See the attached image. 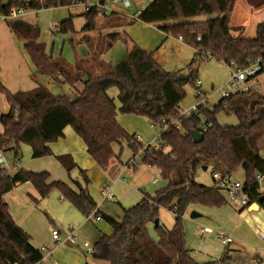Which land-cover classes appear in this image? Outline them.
Returning a JSON list of instances; mask_svg holds the SVG:
<instances>
[{
  "label": "trees",
  "instance_id": "trees-1",
  "mask_svg": "<svg viewBox=\"0 0 264 264\" xmlns=\"http://www.w3.org/2000/svg\"><path fill=\"white\" fill-rule=\"evenodd\" d=\"M234 1L150 0L139 9L136 19L155 24L167 34L180 35L182 42L193 49L186 73L164 70L151 53L136 45L125 32L101 35L106 40L104 46V42L94 46L86 34L76 39L73 15L59 21L54 28L55 32L71 34L69 41L74 51L76 44H87L89 55L75 57L73 65L46 51L45 45L37 41L39 28L35 24L22 19L6 23L12 36L24 42L33 74L67 83L74 97L54 94L44 85L11 92L0 84V93L8 105L7 112L0 114V151L16 152L22 142L30 146L32 158L53 155L48 143L61 138L63 128L70 126L95 165L105 171L120 154L113 151L112 144L126 141L132 157L141 148V143L134 141L133 135L118 123L117 112L144 116L151 123L177 118L181 125L160 132L159 148L143 149L142 162L158 169L164 185L122 207L119 220L97 208L88 191L90 179L70 154L55 155V159L68 176L76 170L77 177L71 178L75 188L60 179L49 180L46 170L19 168L9 174L0 166V264H38L42 258V253L30 243L29 234L12 220L3 200L4 193L24 182H30L41 198L56 190L83 215L91 212L100 215L112 233L102 234L94 242L92 254L107 264H209L198 263L190 255L182 218L191 204L218 207L226 200L213 183L208 186L197 182L196 171L203 165H212V172L221 173H232L240 167L245 183L250 185V197L257 201L259 197L252 184L257 175L264 174V94L255 90L237 92L225 99L221 97L211 109L200 104L195 113L179 115L184 87L197 86V67L201 61L214 58L225 65L234 61L243 68L259 59L261 68L257 74L264 71V21L256 24L253 37L232 35V31L238 30L228 24ZM85 2L68 0L69 4H84L81 32H99L131 22L120 12H100L98 4ZM246 2L254 8L264 5V0ZM61 4L62 0H44L32 7L42 9ZM200 15L206 18L193 19ZM116 40L124 43L125 54L114 66H109L100 59V54ZM112 87L117 90L118 107L107 94ZM220 111L234 115L239 123L219 124L216 114ZM202 124H208L204 130H200ZM191 130L202 133L200 142L192 141ZM160 207L171 211L174 223L169 229L159 223L154 226L157 232L154 239L147 226L158 217ZM224 258L219 261L224 262Z\"/></svg>",
  "mask_w": 264,
  "mask_h": 264
},
{
  "label": "rangeland",
  "instance_id": "rangeland-1",
  "mask_svg": "<svg viewBox=\"0 0 264 264\" xmlns=\"http://www.w3.org/2000/svg\"><path fill=\"white\" fill-rule=\"evenodd\" d=\"M95 1L97 0H86L85 4L93 3ZM139 1L142 3L141 5L144 6L150 0H139ZM133 5L129 8H123L118 4L116 7H120V10L123 13H125L128 11L129 12L135 11L136 7H134ZM83 11H84L83 3L65 5L64 0H62V4L60 6L42 8L38 10L37 14H28L27 16H24L22 20H25L27 22H30L38 26L39 36L37 41L42 42L48 51L49 50L52 51L50 53L52 57L61 56L65 60V62H67L69 65H73L75 61V57H79L77 55L78 54L77 49H78V44L80 43L74 46L75 47L74 48L75 51H74L71 42L69 41L71 34H62L59 32H55L54 30L55 25H57L59 21L68 18L69 15H73V24L76 30V32L74 33V37L76 39L81 38L86 34V35H91V39L93 42V38H98L101 35H103L102 34L103 32H105V28L101 29L99 32L98 31L81 32V26L84 24V19L82 16ZM255 15L264 18V7L258 10ZM205 18H206L205 15H200L194 17L193 19L202 20ZM169 35L170 37L163 43V45L161 44V46H159L158 50H156L157 51L156 54L161 53L163 50H166L163 52L162 54L163 56L161 57V61H160L162 64V68L169 72H175L181 69L180 73H186V69L184 67L191 58L192 55L191 47L184 42L178 45L176 36L172 34ZM16 42L20 46V50L22 54H24L25 59L27 60L29 65L32 66L23 49L24 42L21 40H16ZM81 43L87 48V50H89L85 42H81ZM122 44L124 43L122 42ZM110 57L112 58V55H110ZM72 58H73L72 60L73 62L70 61ZM119 60H116V63ZM230 77H231L230 69L224 63L214 58H209L206 61L204 60L201 61L197 67V80H199L200 84H197L196 87H192L189 85H186L184 87L185 97L180 102L179 107L187 108L192 103L199 102L204 97L206 98L207 102L206 105H202V107L207 106L208 108L211 109L213 105H215L218 102V100L221 98V88L222 89L227 88L228 86L227 82L230 79ZM35 80H37L38 85H44L48 87L54 94H64L69 96L70 98L74 97V93L71 87L65 82L50 81L44 75H36ZM251 82L254 84L257 83L258 87H256V89L258 90V92L264 94V71L257 74L256 77L252 78ZM197 89L202 91V95H200L199 97H196ZM112 92L115 93V89L111 88L109 90V94L112 95L113 94ZM115 102L118 105V101L116 98H115ZM4 106H6L5 103L2 100H0V109L3 108ZM116 115L118 117L117 120L122 125V127H124L127 130L130 129L136 130L138 131L140 136L142 135L141 148L138 150V152L135 153L134 156V160L136 161V164L123 168L125 162L128 159L124 161H120L119 164L121 170L117 174H115L112 178L109 179H105L103 177L102 178L96 177V175L93 174L92 181L94 183H93V188L91 189H93L94 196L98 198V202L102 207L101 209H104V212H106L108 215H112L116 219H120L122 216V206H127L126 204L127 199L129 198L128 200L130 201H128V205H130L134 203L138 198H140V196H138V189H141L142 191L147 192L148 194H152L156 189L164 185V181L160 178L158 169L156 167L150 166L147 163L142 162L140 158L141 154L143 153L142 144H147V143L154 144L156 142V136L160 132V127L159 126L153 127L151 125V122L148 121V119H146L144 116L121 114L118 112ZM216 120L221 125L236 126L239 123L238 119L234 115L225 114L223 111H220L216 114ZM18 151H19V155H21L19 157L20 164L18 167H15L12 164V162H10L12 152H8V151L4 152V155L8 160V162L6 163V167L8 168V170L9 169L17 170L21 167L23 169L30 168L33 170L45 169L49 172L50 179H62L63 181L68 182L71 181V178H74L75 173L71 174V176H68L66 171H64L63 169L61 170L59 169V164L52 155L45 156L43 159H39L45 161L51 159L52 160L51 165L48 163L39 164L40 161L38 160L36 161L35 166H33L32 164L29 165L26 164L27 161H33L38 159L31 157L30 146L26 143L21 142L19 143ZM127 151H129V149L124 147V149L122 150L123 157H127L129 155ZM212 169H213L212 165H209L205 170H202L201 168L198 169L195 174V180L204 185L211 186L213 183L211 176ZM232 176L236 179L243 180L244 174L242 168L238 167L236 170H234L232 172ZM75 177H77V173ZM152 178H156V180L152 181ZM112 179H114V183L120 181L121 183L125 184V186L128 188L126 189V193L128 194V196L123 195L121 198L122 203L125 204H122L119 201H115L114 198L102 197L100 192V187L110 182ZM220 193L226 200L225 204L218 207L191 204L185 211L182 218V224L185 232L186 246L190 250L191 256L198 263L209 261V259L213 260L216 258H221V256L225 255V253H229V251H231L230 250L231 247L237 244V242H234L229 244L227 247H224L216 237L218 229L224 232L226 231L230 232L231 235L234 236L233 237L234 240L236 237H242L244 234L245 235L249 234V232L245 229V227L240 224V220L238 219L239 217L238 212L241 211H239V207L237 206V204L229 202L226 199V194L223 191H220ZM59 195L60 194L58 193V191L52 190L44 198H41L39 196L38 199H36L27 196L28 201L31 202L33 205V209H31L30 211L31 213L28 215V220H27L28 229L30 230V232L31 231L39 232L38 235L31 234L29 232L31 234L29 236L32 244L36 246L41 245V243L39 242L40 240H36V241L32 240L33 237L32 235H36V238L39 237L44 238L45 229L48 228L50 225L57 226L62 231V233H64L65 230L68 229L69 224L74 225L73 223H69L70 221L73 220L72 219L68 220L69 218H67V216L64 215L65 212L64 205L69 206L70 210L75 211L77 209L72 204H70L69 201H67L66 199L65 201L64 200L60 201ZM16 205H17L16 210H13L14 208L12 204L10 205V209L13 210L14 212H19L20 214L23 215V212H26L28 210V208L25 210V205H22L20 203H16ZM191 211L198 212L200 216L191 218L190 217ZM77 212L80 211L77 210ZM244 212H250V210ZM64 218L67 219L66 224L68 223V225H66V229L65 227L64 228L60 227L59 224L57 223L60 220L62 221V219ZM157 218H158V223L168 229L174 223L173 214L171 213V211H169L164 207L159 208ZM83 220H85V215H83ZM100 222L102 224L108 225L107 222L104 221L103 219ZM242 226L243 228L241 229ZM203 227L210 228L211 232L208 233L200 230V228ZM237 228L239 230H236ZM147 230L152 238L154 239L157 238V232L154 228L153 223L148 224ZM80 239L87 240L90 244L94 242L93 235L92 236L87 235L85 237H81L77 240V242L80 243ZM65 246L71 249L75 248L80 252V254L83 255L79 247H75L67 244ZM84 254L90 259L89 264H107L104 261L91 257V255L88 253H84Z\"/></svg>",
  "mask_w": 264,
  "mask_h": 264
},
{
  "label": "crops",
  "instance_id": "crops-1",
  "mask_svg": "<svg viewBox=\"0 0 264 264\" xmlns=\"http://www.w3.org/2000/svg\"><path fill=\"white\" fill-rule=\"evenodd\" d=\"M64 1L65 3H67L65 5H70L68 3V0H64ZM99 1L101 0H97L89 4H95V3L97 4ZM141 4L142 3L139 0H136L133 6L136 8L137 7L140 8L141 6L143 7V5ZM263 7L264 5L254 8L250 6L246 2V0H235L232 10L229 14L228 24L231 27H238V30L232 31V35H239L243 37H253L255 35L256 24L258 22L264 21V18L258 17V15H255V14L258 10H260ZM113 11L122 13L125 16L126 21L130 19L131 22L123 24L122 26H119L117 28H105V32H103L102 34H106L110 31L125 32L128 35V37L136 45L141 47L146 52L151 53L153 55V58L156 60V62H158L160 66L162 67V64L160 61H161V57L163 56L162 55L163 52L166 50H163L161 53H158V54H156L157 53L156 50L159 49V46H161V44L163 45V43L170 37V35L159 30L155 24L144 23L140 21L139 19H136L135 16H133L135 11H130V12L128 11V12L123 13L120 10V7H116ZM89 37L91 38V35H89ZM97 42H104L102 40V36L98 38H93L94 46L97 45ZM177 43L178 45L181 44L182 40H178L177 38ZM104 45H106V40L103 46ZM46 51L49 53L52 52L50 50L48 51L47 49ZM77 51H78L77 55L79 57L85 58L89 55V50H87V48L82 43L78 44ZM191 51H192V55H191V58H192L193 56L192 48H191ZM124 53H125V45L122 44L121 40H116L111 45H109L107 48H104L102 50L100 54V59L105 64L109 66H113L116 63V60H119L123 56ZM110 55H112L113 59L110 57ZM191 58L189 59V61L191 60ZM72 60L73 58L70 61ZM206 60L207 59H205L204 61ZM184 68L186 69V66ZM180 70L181 69L177 71H180ZM35 77L36 76L33 74V67L30 66L27 60L25 59L24 54H22L20 50V46L17 44L16 39H14V37L12 36L11 32L9 31L8 26L4 23H0V84L11 92L18 91V90H27V89H31L38 85L37 80H35ZM112 88L115 89L114 87ZM110 89L111 88L107 90V94L111 98H113L116 107H118L119 103L117 105L115 102L117 90L115 89V93L112 92L113 94L111 95L109 94ZM0 100H2L6 105L0 109V114L6 113L8 110V105L5 101L4 96L1 93H0ZM117 118L118 117L116 115V120ZM122 128L129 134H132L133 136L134 134H139L138 131L136 130H132V129L127 130L124 127ZM1 130H2V127L0 125V132ZM141 136H140V141H138L140 143H141ZM48 147L51 150L53 154L52 156L54 158H55V155L65 154V153L70 154L74 162L78 165V167L81 169H85L86 175L90 179V183L88 185V191L91 197L96 202L97 208L101 210L103 213L107 214L106 212H104V209H101L102 207L100 206L98 202V198L94 196L93 189H91L93 188V183H94L92 181V178H93L92 176L94 174L96 175V177H101V178L103 177L105 179H109V178H112L115 174H117L121 170L120 164H119L120 161H124L132 157V151L127 147L126 141L121 140L119 143L112 144L113 151L115 153L120 152V154L117 159H113L111 161L109 167L105 171L100 170L95 165L91 157L87 154L86 147L83 141L75 134V132L70 126H65L63 128V136L54 142L48 143ZM124 147L129 149V151H127L129 154L127 157H123V154H122V150L124 149ZM7 151L12 152L10 162H12V164L15 167H18L20 164L19 157L21 156L19 155V151L17 150L16 152H14L13 150H6V151H1V153L4 155V152H7ZM30 155H31V152H30ZM43 158L44 157L38 158L33 161H27L26 164L27 165L32 164L33 166H35L36 161H38L39 159H43ZM39 161H40L39 164L48 163L51 165L52 163L51 159L46 160V161L45 160H39ZM5 168L9 174H12L16 171V169L8 170L7 167ZM40 168H43V167H40ZM59 169L60 170L63 169L60 164H59ZM27 170L42 171L41 169L33 170L30 168ZM74 173L76 175L77 173L76 170H73L71 172V174H74ZM75 175H74V178H76ZM49 180H54V179H50V174H49ZM65 182L68 183L72 188H75L72 185L71 181H68V182L65 181ZM126 189L128 188L125 186V184L121 183L120 181L114 183V186H113L114 197L113 198L115 199V201H119L122 203V200H121L122 196L123 195L128 196V194L126 193ZM145 193L147 192H144L141 189H138V196H140V198ZM27 196H29L30 198H36V199H38L39 197L37 191L35 190V188L30 182H24V183L15 185L11 190L3 194V200L8 205V208H9L8 212L12 220L19 227H21L24 231L29 233L30 230L28 229L27 220H28V215L31 213L30 212L31 209H33V205L31 202L28 201ZM140 198H138L136 201H138ZM128 199L126 203L127 206H129L128 201H130ZM59 200L65 201V199L61 197L60 195H59ZM15 202L25 205V210L27 208L28 210L26 212H23V215L20 214L19 212H14L13 210H16L17 208V205ZM11 204L14 208L13 210L10 209ZM122 204H125V203H122ZM122 207H126V206H122ZM64 209H65L64 215H66L67 218H69L68 220H71V219L73 220V221H70L69 223L74 224L73 226L75 227L76 241L71 243L67 239H65V236L69 233V226H68V229L65 230V232L66 231L67 232L62 233V231L57 226L50 225L48 228L45 229L44 238H41V237L36 238V235L39 234L38 231L30 232L31 234H36V235H32L33 236L32 240L34 241L40 240L39 242L41 243V245L36 246L32 244L31 241L30 243L38 250L41 246L45 247L46 249L45 251L42 252L43 260L41 261L40 264H89L90 259L84 253L90 254L91 257H93V254L92 252H88L87 248L82 245V242L87 241V240L80 239V243L77 242V240L87 235L89 236L93 235L94 242H95L102 234H106V235L111 234L112 229L109 225H105L100 222L102 220V217L100 215H98L99 218L97 220H93V219L83 220V214L81 212H77V210H75L76 212L74 210H70L69 206H65V205H64ZM247 210L249 211L248 208L239 210L241 212H238V216H239L238 219L240 220V224L245 227V229L249 232V234L247 235L244 234L242 237H236L234 240L233 238L234 236L231 235L230 232L228 231L224 232L218 229L217 232H224L225 234H227L228 236L232 238L228 244L223 245L224 247H227L229 244L234 243V242H237V244H235L233 247L230 248L231 251H229V253H225V255H223L225 257L224 262L219 261L220 258H216L213 260L209 259V261H204L203 263L208 262L209 264H264V239L262 237V234L264 231V209L258 207L257 210H250V212H244ZM66 222H67V219L64 218L62 219V221L60 220L57 223L59 224L60 227L62 228L65 227L66 229V225H68V223L66 224ZM243 226L241 227V229L243 228ZM205 228H208V227H205ZM52 229L58 230V234L60 237H62V241L56 243L51 238L50 232ZM236 230H239V229L237 228ZM30 233L29 235H31ZM94 242L92 244L88 242L89 246L92 247ZM66 244L79 247L83 255L80 254V252L75 248H72V249L67 248L65 246ZM223 256H221V258Z\"/></svg>",
  "mask_w": 264,
  "mask_h": 264
},
{
  "label": "built area",
  "instance_id": "built-area-1",
  "mask_svg": "<svg viewBox=\"0 0 264 264\" xmlns=\"http://www.w3.org/2000/svg\"><path fill=\"white\" fill-rule=\"evenodd\" d=\"M136 0H102V2L98 4L100 12L108 13L110 11H113L116 6L119 4L123 8H129L131 7ZM36 2L42 4L44 0H0V23L6 24L8 21L12 20H19L22 19L24 16H27L28 14H37L38 10L33 6ZM139 7L136 8L133 16H136L139 12ZM178 40H182V37L179 35L177 36ZM231 77L228 80V86L227 88H221V97L224 99L237 93V92H248L250 90H255L256 87H258L257 83H252V78L256 77V74L260 71L261 64L260 60L256 59L255 61L251 62L246 67H238L234 61H230L228 65ZM197 84H200L199 80L196 81ZM202 95V91L197 89L196 91V97H199ZM206 98H202L199 102L192 103L187 108L179 107V115L181 116H187L190 113H195L198 110V105H206ZM223 108H226V103L223 104ZM151 125L159 126L160 132L164 130H168L169 127L173 126L174 128L180 127V121L177 120V118H167V119H161L160 122H152ZM208 125V124H207ZM206 124H202L200 127V130H204L207 126ZM160 132L156 136V142L154 144L147 143L142 144L143 149L146 148H159L161 145V139H160ZM200 132V131H199ZM134 141H140V135L134 134L133 136ZM135 156V155H134ZM134 156L130 159H128L124 167H129L136 164V161L134 160ZM264 156V154H263ZM6 157L1 153L0 151V166H2L4 169L6 167ZM6 170V169H5ZM7 172V171H6ZM8 173V172H7ZM213 185L219 190L223 191L226 194V199L229 202L237 204L239 207V210H243L248 208L252 203H257L258 207L264 209V174H259L256 176V178L253 181V189L254 192L258 197H262V200L259 202L257 200H252L250 197V191L249 186L247 185L243 180L236 179L232 176V173H221L218 171H213L211 173ZM156 178H152V181H155ZM113 184L114 179H112L110 182L104 184L100 187V192L102 197L104 198H113L114 192H113ZM99 218L98 215H95L93 212L89 213L85 216V219L87 220H97ZM200 230L204 232H211L208 228H200ZM51 238L56 242L62 241V237L59 236L58 230L52 229L51 232ZM216 237L220 241L222 245H226L231 241V237L225 234L224 232H217ZM262 237L264 239V231L262 234ZM65 239H67L69 242L73 243L76 241V234H75V227L72 224H69V233L65 236ZM82 245L87 248L88 252H92V247L89 246L88 241H83ZM45 247L41 246L39 248V251L42 253L45 251ZM43 260V254L40 262Z\"/></svg>",
  "mask_w": 264,
  "mask_h": 264
},
{
  "label": "water",
  "instance_id": "water-1",
  "mask_svg": "<svg viewBox=\"0 0 264 264\" xmlns=\"http://www.w3.org/2000/svg\"><path fill=\"white\" fill-rule=\"evenodd\" d=\"M83 79H85V77H83ZM190 135H191V139L194 143H198L202 140V133L197 131V130H191L190 131ZM140 158H143V155L140 156ZM207 167L205 165H203L201 167L202 170H205ZM262 197H259L258 201H261ZM249 210H257L258 209V205L257 203H252L249 207ZM197 216H200V214L196 211H191L190 213V217L191 218H195ZM154 226L158 225V218H155L153 221Z\"/></svg>",
  "mask_w": 264,
  "mask_h": 264
}]
</instances>
